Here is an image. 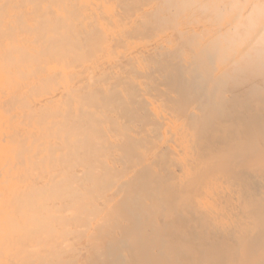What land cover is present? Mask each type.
Returning <instances> with one entry per match:
<instances>
[{
    "label": "bare ground",
    "instance_id": "6f19581e",
    "mask_svg": "<svg viewBox=\"0 0 264 264\" xmlns=\"http://www.w3.org/2000/svg\"><path fill=\"white\" fill-rule=\"evenodd\" d=\"M57 223L77 264H264V0H0V264Z\"/></svg>",
    "mask_w": 264,
    "mask_h": 264
},
{
    "label": "rangeland",
    "instance_id": "374dc122",
    "mask_svg": "<svg viewBox=\"0 0 264 264\" xmlns=\"http://www.w3.org/2000/svg\"><path fill=\"white\" fill-rule=\"evenodd\" d=\"M107 179H106L105 182L109 183L110 182L109 181L110 180V176ZM102 183H104V181ZM106 183H105V185H108ZM136 187L139 190L138 189H136V190L133 189V188H136ZM144 189L145 188H143V189L140 188V186H132L131 189L127 193L129 194V192L131 193V191H134L136 193H138V192H142L143 193ZM146 189H148V188H146ZM145 191H144V193H146V194H147V192H149V191H147V192H145ZM121 206H123L124 208H127V209L132 207V205H130V204L128 205V203H124ZM145 211L146 210L143 211V210L140 209V212H142V213H144ZM140 212L138 213V211H137V213L139 215H141ZM146 212H149V211H146ZM148 214H150V213H148ZM145 217L148 218L146 215H145ZM149 218H150V216H149ZM120 222H122V223H120ZM115 223L117 225H115L114 222L109 221V222H107V224L106 223L102 224L103 229H102V226L98 227V228H100V231H99V229L98 230L96 229V235H97V232L99 234H98V238H96V242L97 243L94 244V249H96L100 253H104V251L109 250L111 247H114L118 243L122 242L121 241V237L119 238L117 235H118V232L120 231L121 224H124V220L120 219V221L118 220ZM54 224L55 223H53V225ZM108 224H110V225H108ZM56 225H57L56 228L54 227L55 225L54 226H52L50 224L43 225L41 233L39 235H37V236H34L33 233H31L32 235H31L30 239L26 242V246L25 247H28L30 244L31 245L27 249H23L22 251L19 250V252H18L19 264H77L78 259L75 256L74 248L66 249L65 246H62L61 244H59L60 246H58L55 241L53 242V236L58 235V236H61V238H62L64 236V234H65V232H64L65 228L63 230H61L60 229L62 227V226L60 227L61 224L57 223ZM111 225H113V226H111ZM163 226L166 227V228L168 227V226H165V225H163ZM114 227H116V229ZM160 227H162V226H159L158 228H160ZM117 228H119V229L117 230ZM110 230H112L113 232L110 231ZM164 230H166V229H164ZM108 231H110V232L108 233ZM67 232H70L68 230V228H67ZM114 233H116L117 235L114 234ZM105 235H109V236H105ZM102 236H104V237L102 238ZM38 242H40L43 245L40 246L39 250H36L37 246H35V247H33V246L35 244H37ZM76 246L77 245L74 243L73 245H70L68 247H76ZM58 251H60V252H58ZM56 254H58L59 256H57ZM138 258H139V256L137 255V257L134 258L133 261L136 262L138 260ZM84 259L85 260H83L81 262L82 264H120V263H118L116 261L112 262V258H106V259H101L100 258L99 259V257H97V255H94V254L93 255H89L88 257H85ZM10 261H12V260H10Z\"/></svg>",
    "mask_w": 264,
    "mask_h": 264
}]
</instances>
